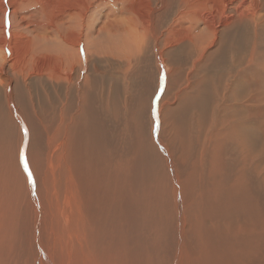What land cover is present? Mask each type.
Instances as JSON below:
<instances>
[{
  "label": "bare ground",
  "instance_id": "bare-ground-1",
  "mask_svg": "<svg viewBox=\"0 0 264 264\" xmlns=\"http://www.w3.org/2000/svg\"><path fill=\"white\" fill-rule=\"evenodd\" d=\"M4 1H7V4ZM12 1L0 0L3 15H0V19L2 17L5 19L9 10H11L10 14L15 16V20L18 19L19 13L14 4H11ZM75 1L76 4L70 7L69 12L76 11L80 7L85 6V8L72 16L73 25L68 33L79 30L80 34L75 33L72 41L71 37L64 39L63 36H59L56 46L57 55H54V36L32 38L33 31L29 29L32 37L29 35L24 37L25 33L14 31L16 28L7 34L2 23L0 24L2 26L0 27L5 29L0 33V49L6 53L5 56H0V129L3 130V134L0 135V264L44 262L50 264L43 254L39 255L41 261L36 257L38 256L36 252H42L40 219L35 220L34 223L26 221L30 207L32 206L39 214V206L36 182L26 164L29 132L22 133L23 127L28 126L22 120L21 113L35 123L34 127H42L48 133L53 129L54 120L57 118L55 113H52L54 110L60 113V119L57 118L59 125L55 127L57 130L54 141L51 139L47 141L45 149L38 158L37 172L44 185L53 236H57L54 222H57V228L62 222V230L58 228V233L64 236L66 228L72 226L75 220L72 202L78 204L76 196L79 189L71 174L66 146L73 148V140L78 137V142L75 143L78 148L77 166H79L81 186L84 185L82 190L85 203L84 207L79 205L75 208L78 209L79 223L75 225L77 232L70 231L65 238L69 240L73 236L80 237L82 233L86 234V222L89 223L91 220L92 240L94 244L97 242L94 247L92 243L88 244L90 246L87 247L88 251L84 252L86 254H83V263L79 260L80 263L185 264V259L189 261L193 257L197 264H234L252 254L264 256V208H260L258 204V187L264 183V175L259 174L255 181L249 179L241 164L242 160L234 162L230 151V148L235 146L234 142L242 145V142L254 136L260 127L258 118L232 104L231 86L237 81L246 82L250 77L254 81L258 78L264 80V0H222L215 5L214 15L203 17L209 27L230 30L225 37L221 33L220 35L215 33V36H219L216 40L219 50L213 55V63L215 62L213 86H207L203 81L192 82L188 74L183 82L189 86L183 89L182 84H179L178 89L168 97L167 100H173L175 103V107L169 108L167 117L165 116L168 123L165 121L164 126L169 129L166 130L170 136L168 141L161 132L163 123L161 108L166 96L163 89L166 74L164 79L157 77L156 84L154 83L156 89L154 88L148 108L150 114H147L149 127H142L147 130H140L141 144L138 142L141 146L140 151L136 145L137 151L142 152L144 159L149 161L150 166L154 165L156 170L148 172L147 170L151 169L149 166L141 167L139 166L141 162H137V171L143 182L137 195L129 193L130 170L137 159L133 149L135 144L130 141V146H126V150L122 149V143L120 142L119 145L115 133L112 134V127L118 129L117 124L120 123L116 120L123 115L126 118V112L132 111L129 117L133 116V120H138L141 113H146V106L139 103L136 98L140 87L134 85L133 78L136 76L141 85L142 80L149 82L148 75L151 70L147 62L149 63L151 57L146 56L142 61L139 60L136 57L139 53L134 51L138 47L136 32L119 29L120 33L125 32V35L116 32L114 36L109 35V40L115 42L112 44L115 50L122 47L129 49L126 52L127 65L123 68L116 71L105 69L99 72V76L91 79L89 74H84L85 72H81L77 67L67 66L65 61L68 50L77 49V53L80 54L82 48L85 56L86 53L92 54L91 38L96 33L91 28L89 16L94 11V5L100 2L99 0ZM246 10L249 13H246ZM180 20L181 17H178L177 24L181 29ZM105 28L111 31L113 26ZM212 35L213 32H210L209 41ZM47 40H52L53 43L46 45ZM114 49L111 51L113 52ZM156 50L157 58L162 59V52L159 51L158 46ZM117 53L122 52L117 51ZM8 59L14 64L10 65L11 70L7 69ZM185 65L194 67V64L185 63ZM163 73L164 69L158 68V74L163 75ZM44 76L46 80L43 79ZM180 79L182 82V78ZM42 81L44 82L41 83ZM121 99H124L123 105ZM133 102L138 103L134 108L130 104ZM128 104L133 110H126ZM116 105L117 112L113 113ZM137 105H141L143 109H137ZM74 108L79 117H82L81 123L76 122L73 127H67L64 112L70 110L73 112ZM141 117L144 121V116ZM75 118L77 120L78 116ZM9 127H18V138L24 142L16 156L8 155L11 143ZM152 127H155V133L153 140H150L146 136V131L151 133ZM124 128L123 131L126 130ZM70 134L74 135L69 142ZM59 141L63 144L58 148L55 146L54 149L53 144ZM168 146L173 148L172 151L183 168L182 177L187 180L185 189L193 190L188 199L189 221L182 220L181 213L174 214L176 223L172 226L179 227L176 231L180 234L177 241L180 244L177 257L167 254L168 246L164 243L168 241L166 237L170 226L167 225L172 224L168 221L169 217L166 214H162L161 217L160 214H156L154 209L156 201L147 202L154 191H157L158 197V191L165 192L168 196L172 191L179 192L178 178L170 163ZM57 152L59 154L56 156ZM50 156H52L51 160ZM186 157L191 158L193 168L184 167L187 161L182 160H186ZM193 157H198V161L193 160ZM56 160H62L64 164L60 165L59 162V165L54 166V173L50 175V161ZM60 168L63 172L62 174L59 172L58 179L66 177L64 178L66 186L65 189L63 188L65 194L62 198L63 189L60 190L57 186L58 182L54 181V174L56 170L60 171ZM191 170L192 172L189 173ZM152 173L154 176L150 175ZM143 197L144 202L140 199ZM60 198L61 200L65 198L62 208L59 206ZM126 203L131 214L136 215L140 212L141 219L151 221L141 222L135 226L134 239L138 245L137 249L156 252V258L146 259L137 255V261V257L135 259L129 257L131 254L127 230L129 223L122 222L129 218L124 208ZM222 206L227 208L222 217L218 215L221 218L218 222L215 212L219 208H224ZM238 216L243 217L240 220L245 222L241 224L234 220L238 219ZM233 222L240 227L233 231L228 230L235 227H232ZM194 225L200 230L199 234H193ZM205 243L206 245L202 246ZM31 251L35 252L33 257L30 256ZM72 257L68 256L65 264H72ZM91 258L94 260L90 261ZM260 264L264 263L260 262Z\"/></svg>",
  "mask_w": 264,
  "mask_h": 264
},
{
  "label": "rangeland",
  "instance_id": "rangeland-1",
  "mask_svg": "<svg viewBox=\"0 0 264 264\" xmlns=\"http://www.w3.org/2000/svg\"><path fill=\"white\" fill-rule=\"evenodd\" d=\"M99 1L100 2L98 4L94 5V11L89 16V20L92 23L91 28L96 33L91 38L92 46L90 45L91 48L89 47L91 49L92 54L86 53L85 56L82 48L80 49L81 50L80 54L77 53L76 51L77 49L68 50L66 52L68 57L65 61V64L67 66L77 67L81 72L83 73L85 72L84 74L86 75L89 74L91 79H93L94 76H99V72H102L103 70L105 71V69H110L112 71L113 70L116 71V69L120 70L125 65H127L128 56H126V52L127 50L129 51V49L122 47L115 50L112 47V44H115V42H110L111 40H109L110 39L109 35L114 36L116 32H118L121 35H125L126 31L130 32L132 30L136 32L135 35L138 41V47L136 48V50H134L139 53V55H137L136 57L141 61L146 56L151 57L149 63L147 62V64H149L148 65L149 69L151 70L150 74L148 75L150 76V79L148 80L149 82H146L147 80H142L143 82L141 85L137 81L136 76L133 78L134 82L133 80L131 81L134 83V85L136 84V86L138 85L140 87V92L136 94V98L139 103H142L146 106L147 109L146 113L144 114L141 113L138 120H133L132 119L133 116H130L131 118L129 117V114H131L132 112V111L130 112L129 110H133L135 105L138 103L137 102H133L135 104L130 103L133 106V108L131 107L130 104H128L126 110L129 112L125 113L127 116L126 118L124 115L120 117L116 115L118 117L116 121H118V123L121 124V127L120 124H117V128H118L117 130L116 127H112V134L115 133L114 135H116L115 138L119 145L122 143L123 145L122 149L126 150V146H130L129 145L131 143L130 141H132L135 144L133 149L136 153L137 159H135L134 166L130 170L129 193L137 195L143 186V182L137 171V162L142 163V164L140 163L139 165L141 167L146 168L147 166H149L151 169L147 170L148 172H152V171L155 172L156 170L154 165L150 166L149 161L144 159L142 152L137 151L136 145L140 151L141 146L138 144V142L140 143V135H141L140 130H147V129H143L142 127H149L148 126L149 124L147 123L149 117L147 114H150L148 108L150 106V100L152 99L154 90L156 89L155 82L157 81V77L159 76L161 79H164L166 74L165 87H163L166 96L164 97L163 100L164 102L161 108V110H163L162 111L163 123L161 127L162 129L161 132H162V136L168 141V139H170V136L168 135L167 130L169 129H167V127H165L164 124L165 121L168 123L166 119L168 114V109L175 107L174 101L167 100L168 97L172 95L176 91V89H178L179 84H182L181 88L183 89L189 86V84L184 83L186 79L185 77L188 74H190L192 82L203 81L205 85L210 87L213 86L215 81V74L213 69L215 67L213 66L215 62L213 63L214 60L213 55L219 50L216 40L219 39L218 35H220V33L222 34L223 37H225L229 33L228 30L230 29L229 28L216 29L215 27H209L207 22L203 18L205 15H209V14L214 15L213 13H214L215 5L218 2H221L222 0H99ZM4 2L7 4V1ZM261 3H263V1H261ZM11 4H14L19 14L17 15L18 19L15 20V16L10 14L11 10L7 11V16L8 19L10 20V27H5L6 23L3 17L0 19V21L4 19L2 22H0V24L2 23L1 25L6 29L7 34L13 32L15 28L16 30L18 28L17 31L16 30L14 31L16 33L18 31H19L18 33L20 32L23 34L25 33L24 37H29V36L32 37L31 36L32 33H33L32 35H34V37L32 38H35L36 36L38 37L54 36V55H57L58 53L56 50V46L58 45L59 36H63L64 39H66L67 37H71L70 40L72 41L73 38L75 37V33L76 35L80 34L79 30L76 31L74 30L75 32L68 33L69 28L73 25L72 16L77 14L79 10L85 8L84 6L77 8L76 11L69 12L70 7L76 4L75 0H67V1L13 0ZM13 10L15 9H12V11ZM246 13H249V11H247ZM0 15L3 16L1 13V9H0ZM178 17H181L180 20L182 23L181 29L178 27L177 24ZM21 19H23L22 22ZM19 23H22L21 25L23 26H21ZM107 26H113V29L111 31H108L105 28ZM1 27H0V33H3L5 29L4 28L2 29ZM26 27L29 28L26 29ZM20 28L23 31L22 30L20 31ZM29 29L31 32L32 31L33 32L31 33ZM119 29H124L125 32L120 33ZM1 30L4 31L2 32ZM27 30H28V34H27ZM226 31L228 32L226 33ZM210 32H213V35L211 40L209 41ZM215 33H217L218 35L215 36ZM47 42L48 43H46V45H51L53 43L52 40H47ZM96 42L97 45H95ZM122 43L123 41H121V44ZM43 46H45V44ZM157 46L159 47V51L162 52V59L157 58V54H158V51L156 50ZM111 49H114L113 52L111 51ZM117 51H120L122 53L116 54ZM5 54H6L5 51H3V49H0V56H5ZM12 62L13 61L11 59H8V67H7L8 70L10 68V65H14L12 64ZM185 63H189L190 65L194 64V67L193 68L188 67L187 65H185ZM180 67H181V71H180ZM158 68L164 69L163 75L158 74ZM11 69L12 67L10 68V70ZM180 78H182V82ZM43 79L46 80V77L44 76ZM252 79L253 78L250 77L249 80L246 82L237 81L231 86L232 104L237 108L244 110L245 113L258 118L260 121V127L259 130L255 133V135L252 136L250 139L246 140L245 142L243 141L242 145L241 144L237 145L236 142H234L233 144L235 146H232L230 148V151L232 154L233 161L239 162L240 160H242L241 164L244 167L249 179L255 181V178L259 174L264 175V154H262V150L264 149V80L261 81V79L258 78L257 81H254ZM43 82L44 81H42L41 83ZM183 89H181V91ZM208 90H210V88ZM164 92L162 93V96ZM123 101L124 99H121L122 105H123ZM136 108L139 110L143 109L141 105L139 106L137 105ZM54 111L52 113L53 114L55 113V116L58 119H60V113L58 111L57 112ZM112 112L113 113L117 112V105L115 111ZM21 114H22V120L26 122L28 126V127H23L22 133L24 134L25 131L29 132L27 139L28 153L26 158V164L29 170L31 171L36 182V187H37L36 197L39 206V214L31 206L29 210L28 218H26V221L30 223H34L35 220L40 219L42 252L41 251L39 253L36 252V255H38L36 257L41 261L42 258L39 255L43 254L46 257V259L50 261V264H54V261L56 262V264H65L66 263L65 261L68 259V256L69 257L73 256L72 264H78V263L82 264L83 263L82 261L84 260L83 254L84 255L86 254L84 252L88 251L87 249L89 248L91 243L93 244V247L97 243L95 242L94 244V241L92 240V236H91L92 232L90 228L92 227V222H90L91 220L89 221V223L86 222L87 224L86 234L82 233L80 237L73 236L72 239L69 240L68 238H65V236L68 233H70V231L77 232L75 225L79 223V221L77 217L78 209L75 208L76 206L79 205H81V207H84L83 205L85 203L84 191L82 190L84 185L81 186L79 169H78L79 166H77L78 148L75 146V143L78 142V137L75 140H73V148L66 146V148H68L69 167L71 170V174H73V180L76 181V185L79 188L78 194L76 196L78 204H76L75 201L72 202L73 203L72 211L75 216V220L72 226L66 228L64 236H61L58 233V228L62 230V224H61L62 222L60 223V226L58 228H57L58 226L57 222H54V228L57 232V236L56 235L53 236L51 221L49 218V207L44 194L45 192L44 185L42 184L41 177H39V174L37 172V161L38 158L41 156L42 150L45 149V144L47 143V141L49 139L54 141V134L56 133L57 130L55 127H58L59 120L57 118L54 120L53 129L49 130L47 133L45 132V129L42 127H34L35 123H33V121L28 120L23 113ZM73 115L75 117L78 116L77 119L78 121L76 120L75 117H72ZM63 116L65 118L66 126L68 125L67 127H73L76 124V122L80 124L82 120V117H79L76 108H74L73 112L71 110L68 112L65 111ZM141 116H144V121ZM192 117L193 116H191V118ZM51 123L49 122V124ZM113 124L115 125L116 123L114 122ZM118 125L121 129L118 127ZM123 128L126 130L123 131ZM9 130L11 133V143L9 145L8 155L16 156L18 150L21 148V146H23L24 142L18 138L19 135L18 127H9ZM117 132H119L118 133L119 136H117ZM154 133H155V127H152L151 133H148V131H146L147 138L153 140ZM165 133L167 134V136ZM1 134H3L2 129H0V135ZM73 135L74 134L69 135V142L72 139L71 137ZM167 141L166 144L168 143ZM62 144H63L62 141L57 142V144H53L54 149L55 146H57L58 148ZM107 149L108 147L106 148V150ZM172 149L173 148L171 146H168L167 151L169 154L172 168L174 169L178 178V184L180 188L179 192L177 193L175 191H172L170 196H168L165 192L158 191L159 192V197H158L157 191H154L153 194L149 196L147 202L149 203L156 201L154 206V209L156 210V214L158 215L160 214V217L162 216V214L163 215L166 214L169 217L168 221L172 224L167 225V227L170 226L168 227L167 237H166L168 241H165L164 243L168 246L167 254L175 255L177 257L178 248H180V244L177 241L180 234L176 230L179 229V227L172 225H174L173 223H176L175 215L179 213H181L182 220H185V222L189 221L190 213L188 212V199L191 196L193 190L185 189L187 180L184 177H182L183 168L181 167ZM209 149L210 147L208 148V150ZM196 151L198 152V150ZM179 152L180 150L178 151V153ZM57 154H59V152L56 153V156ZM138 156L140 157L139 159ZM51 158L52 156H50V160ZM190 160L191 158L188 157H186V160H182V161H187L186 162L187 164L189 163L188 165L185 163L184 165L185 168H190V167L193 168L191 164L192 161ZM193 160L198 161V157L197 158L193 157ZM59 162L60 165L64 164L62 160L61 161L56 160L54 162L50 161V175L54 173L53 171L54 166L59 165ZM59 172L62 174L63 169L60 168V171L56 170V174H54V179H55L54 181H56V183L58 182L57 186H59V189L61 190L63 188L65 189L66 177H60L58 179L60 175ZM67 172L70 171L68 170ZM191 172L192 170L189 171V173ZM150 175L154 176V173ZM147 177L150 180V177L149 176ZM63 181L64 183H61ZM64 189L61 190V198L64 197L65 194ZM258 192H259L258 204L260 208H264V183H262L261 186L258 187ZM61 198L59 199V206L62 208L65 202V198H63L62 200ZM140 199L141 200L143 199L142 201L144 202V197ZM70 205H71V201H70ZM222 207H224L225 209L219 208V210H217V212H219L220 214L215 212V215H217L216 221L218 222H220L221 219L220 217H222L223 214H225L226 212L225 210L227 207L225 206ZM124 208L127 213V216L129 217L128 219L122 220V222L129 223V226L127 227L129 233V237H128L129 249L131 252L129 257L132 259H135L137 257V261H138L137 255L145 257L146 259H150V257L152 259L156 258L157 257L156 252H150L146 250L144 251L141 250L142 251L141 252L140 249H137L138 245L136 244V240L134 239L135 226L138 223L140 224L141 222H151V221L141 219L140 212H138L136 215L131 214L127 203L125 204ZM238 208L241 210L244 209L243 207H238ZM220 209L223 210L224 212L221 211ZM191 213L193 214V212ZM218 215L221 216L219 217ZM241 218L243 217L238 216V219H234V220L239 221L242 224L245 222V220H240ZM232 225H233L232 227L234 226L235 227L233 229H228V230L233 231L235 228L237 229L238 227H240L239 225H236L235 222H233ZM80 228H82V224H80ZM192 229L194 235L199 234L200 230H198V227H196V225H194ZM240 229L244 231L243 228ZM243 237L244 235L242 236V238ZM87 238H89L88 241ZM89 243L90 245H88ZM205 245L206 243L202 244V246ZM68 249H70L71 251ZM80 250H84V251H80ZM68 253L70 255H68ZM73 253L74 255H72ZM34 255L35 252L31 251L30 256L33 257ZM78 256L81 257L79 258ZM79 260H81L82 263H80ZM92 260L94 259L91 258L90 261ZM185 262H186L185 264H197L196 259L195 258L193 259V257L192 259H189V261L185 259ZM260 262L264 263V256L260 254H252L251 256L247 257L245 260L236 261L234 264H260ZM44 263L47 264L46 262Z\"/></svg>",
  "mask_w": 264,
  "mask_h": 264
},
{
  "label": "snow or ice",
  "instance_id": "snow-or-ice-1",
  "mask_svg": "<svg viewBox=\"0 0 264 264\" xmlns=\"http://www.w3.org/2000/svg\"><path fill=\"white\" fill-rule=\"evenodd\" d=\"M5 23H6V27H10V20L8 19L7 15L5 17Z\"/></svg>",
  "mask_w": 264,
  "mask_h": 264
}]
</instances>
